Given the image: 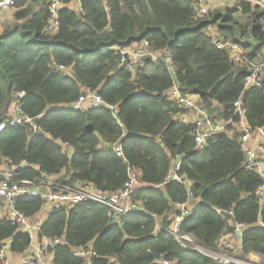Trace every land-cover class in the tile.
I'll use <instances>...</instances> for the list:
<instances>
[{
  "label": "trees",
  "instance_id": "obj_1",
  "mask_svg": "<svg viewBox=\"0 0 264 264\" xmlns=\"http://www.w3.org/2000/svg\"><path fill=\"white\" fill-rule=\"evenodd\" d=\"M49 1L16 0L5 13L0 123L12 119L18 106L36 129L22 124L0 132V170H15L17 180L54 176L69 187L91 184L108 194L122 192L135 172L141 187L130 197L136 208L119 222L112 208L94 201L46 213L37 241L61 243L45 259L216 264L170 233L183 204L191 214L180 233L203 249L218 251L221 240L242 224L241 254L264 259V196L255 194L262 180L246 168L242 116L235 107L239 102L252 132L264 130V87L245 85L252 65L264 59V11L244 0L207 14L196 0H60L59 29L51 33ZM213 29L216 37L242 48L241 62L214 45ZM145 42L162 57L121 67L119 51ZM175 84L213 122H230L202 150L196 148L195 125L181 120L182 104L170 97ZM94 94L102 104L72 108ZM15 206L31 220L43 211L36 198H19ZM4 208L3 203L0 245L9 242L10 257L23 256L32 239ZM89 247V261L74 255Z\"/></svg>",
  "mask_w": 264,
  "mask_h": 264
},
{
  "label": "built area",
  "instance_id": "obj_2",
  "mask_svg": "<svg viewBox=\"0 0 264 264\" xmlns=\"http://www.w3.org/2000/svg\"><path fill=\"white\" fill-rule=\"evenodd\" d=\"M201 6L202 14L209 12L210 5L212 3H224L230 4L233 0H196ZM255 6H258L264 11V0H244ZM16 3V0H0V21L7 11H9ZM62 3L60 0H50L49 10L51 13V19L49 21L47 30L51 33H55L59 29L58 12ZM214 45L220 50H228L234 62L239 63L244 57L242 48L234 42L226 41L223 38H218L213 35ZM120 66L133 69L142 64V61L151 57L153 60H157L162 57L161 53H153L150 50V45L145 42L142 46H134L133 48H125L119 51ZM171 59L168 58L167 62L170 63ZM63 68V67H61ZM264 59L252 65L251 73L246 78V87H264ZM24 94L21 95L23 97ZM170 97L179 101L182 105V109L185 113L182 115L181 120L186 123H193L195 125L196 135V148L202 150L206 147L208 139L218 132L224 130L227 123L213 122L207 112L197 105L195 98H184L179 90V86L175 84L170 92ZM101 98L94 94L80 98V100L72 106L76 110H86L96 107L102 104ZM240 103L236 102L235 107L238 109V113L242 116L239 124V129L242 132L241 142L243 144L246 153V168L258 174L262 180L261 185L257 188L255 194L258 197L264 196V130L258 129L252 132L246 125L244 119V113L240 110ZM112 110H116L112 107ZM13 118L0 123V132H3L8 127L14 128L18 125L29 124L34 127L33 120L24 117L20 107H15L13 112ZM35 128V127H34ZM36 129V128H35ZM256 133L257 140L254 145H251L253 135ZM121 154V153H119ZM180 163L178 162L172 177L177 178L176 171L179 170ZM15 170H0V201L5 205V213L8 212L12 222L19 228L20 231L28 233L32 239L31 249L23 255L21 264H50L45 259V254L50 247L60 245L61 241L56 240L54 242L44 241L39 244L37 241V233L39 230L38 223H32L31 219L16 210V201L19 198H36L43 204V209L46 213H50L54 210L61 208H70L80 203L87 201H94L102 205L108 206L114 210L116 221H120L121 217L126 215L129 211L136 208L130 201V197L135 188L141 187L138 176L135 172L130 174L128 182L125 184L124 190L117 194H108L98 190L91 184H78L74 187L58 182V179L54 176H45L39 182L30 180H17L15 179L17 174ZM181 215L176 217L174 223L170 229V233L176 237V239L185 246L190 242L189 235H183L180 233L181 225L186 217H189L191 210L187 207V204L179 205ZM220 213V212H219ZM232 214V213H231ZM245 226L237 224L234 233L241 238ZM221 247V245H219ZM219 247V249H220ZM10 243L0 245V262L6 263L10 258ZM207 251V250H206ZM217 252V251H207ZM74 255L84 258L89 261L94 255L92 249L85 248L74 251ZM216 264H231L227 260L213 259ZM164 264H168L165 262Z\"/></svg>",
  "mask_w": 264,
  "mask_h": 264
},
{
  "label": "rangeland",
  "instance_id": "obj_3",
  "mask_svg": "<svg viewBox=\"0 0 264 264\" xmlns=\"http://www.w3.org/2000/svg\"><path fill=\"white\" fill-rule=\"evenodd\" d=\"M76 1L74 2V4ZM227 4L224 3H212L209 8V12L214 11H220L224 7H226ZM5 20V15L3 17ZM1 22V21H0ZM213 34H216V30H212ZM0 210H3V203H0ZM39 217H43V214H41ZM33 224L37 223V220L31 221ZM229 237V238H227ZM188 244L192 245L196 250L200 251L201 253L205 254L206 256L212 258V259H218L219 260H227L228 262H231V264H264V259L261 255L258 254H252L249 256L244 257L240 250H241V241L240 238H238L236 235H228L225 238H223L220 242V249L217 252H207L205 249H203L198 243H196L191 237L190 242Z\"/></svg>",
  "mask_w": 264,
  "mask_h": 264
},
{
  "label": "crops",
  "instance_id": "obj_4",
  "mask_svg": "<svg viewBox=\"0 0 264 264\" xmlns=\"http://www.w3.org/2000/svg\"><path fill=\"white\" fill-rule=\"evenodd\" d=\"M72 7L74 8V9H78L79 8V3L78 2H76L75 4L73 3V5H72ZM6 17H8V14H6L5 15V18ZM6 20L3 18V20H1V22H0V33H2L3 32V26H4V22H5ZM256 140H257V136H256V133L253 135V138H252V141H251V145H254L255 144V142H256ZM4 169V168H3ZM3 212L4 211H1L0 210V213H2L3 214ZM41 214H43V217L41 218V217H39ZM46 216H47V214H46V211L43 209V211L37 216V217H35V218H33V220L35 221V220H37L38 222V224H40L42 221H44L45 219H46ZM228 236V235H227ZM226 237V236H225ZM224 237V238H225ZM227 238H229V237H227ZM22 260H23V257L22 256H16V257H10L9 258V260H8V262H7V264H21L22 263Z\"/></svg>",
  "mask_w": 264,
  "mask_h": 264
}]
</instances>
